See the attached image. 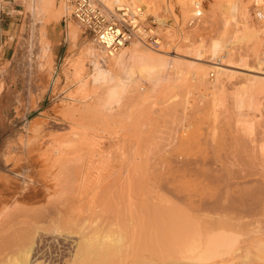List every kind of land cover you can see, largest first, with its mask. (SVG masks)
<instances>
[{
    "label": "rangeland",
    "instance_id": "rangeland-1",
    "mask_svg": "<svg viewBox=\"0 0 264 264\" xmlns=\"http://www.w3.org/2000/svg\"><path fill=\"white\" fill-rule=\"evenodd\" d=\"M180 1L181 0H147L146 2L151 5V6L149 5L150 6V8H148L149 11H144L142 9L143 11V18L141 19L142 28L145 29L146 31L152 30L153 39L156 40V42L144 40L146 47L149 48L151 52L158 51L155 53L157 54L160 53L159 56L163 55V57L166 56V59L171 60V63H168L163 68V70L161 69L160 73H161L162 80L156 84L150 83L148 81H141L139 79V76L135 74L133 76L135 80L130 85L127 92L124 94V97L121 99L120 104L115 105V107L113 108V110H115V111L112 110L114 113L111 112V114L107 116L102 114L100 117L99 115L102 112L99 113L98 115V114H93L91 110L95 106L94 103L99 97L101 89L99 87L93 86L92 83L89 82L87 75L90 73L89 71L90 67L86 63V59L84 56L85 55L84 49H86L85 47H87V45L92 43L91 42L92 38L90 37V35L84 32L81 27H78L79 25L71 17L70 14L67 16H61L57 21H54L48 24H43L42 26L46 33V41H48L49 46H50L49 55L48 54L46 55L45 53L43 55L41 52V47H40L41 45L39 44V41L37 40L38 35H37L36 30H38L39 24L35 22V25H34L33 23L34 18L32 17L33 15L31 11H29L27 7L26 0H0V224H2L4 219L9 217V214L10 215L13 214V213L11 214V212L15 213V215H12V217L16 216V213L19 210L18 209L19 207L20 209L23 208L24 210L27 209V211L29 210V212H31L32 210H35V211L45 210L47 207L54 205V203H52L54 201L51 202L50 199L55 200L56 197L57 198L59 197L58 199L60 200L62 199L61 197L67 198V200L63 199L66 202L68 201L66 205L64 204L66 203L64 201L63 204L65 206H67L68 204H71L72 207L76 208L75 206H77V203H78V206H79L78 208L80 209V212H82L84 209L82 213L85 215L89 214L90 212V211L89 212L87 211L88 210L87 208L89 206L92 207L91 211L92 210L93 211L90 213V215L93 213V217L92 219H91V216L89 215H87V217H89V220H92V221L93 219L94 220L97 219L95 221L96 223L94 221L92 222L93 226L96 227L97 230H99V228L101 230L102 228L107 226L109 223V220L113 221V218H117V219L120 218L126 221H130V222L132 221L135 223L138 222L139 220L145 217L146 212H147L146 210L147 207L146 206L142 207V206L137 205L136 199L131 198L129 194L134 191L133 190L134 187H132L131 184L129 186L128 185L129 182L127 184L128 186L124 183L126 181H130L131 179L130 177L133 175V173L136 172L134 169L136 167L135 166L136 163L134 164V162L138 160L136 156L140 154L138 156L139 158L143 152H145L146 153L145 155L148 156L149 149L151 150V148H153L152 149L153 151L157 149V147L155 146V144H153V142H156L154 141L155 140L154 138L157 136V135H154V133H157V132L159 133L161 131V130H157L158 126L160 127L162 126L164 130L166 129L168 131L167 132L165 130L166 133H170L171 135H173V133H175L176 131L177 134L175 133V135H173L175 137L177 136L176 138L179 137L178 135L184 134V133L180 134V132L181 130H184V128L188 124L189 125L191 124L192 127H196L198 125L197 127H199L201 131L200 132L201 138L203 140L208 139L209 138L208 136L212 135L213 132L219 134V136L225 135L226 136L225 138L238 136L239 138L242 139L244 135L245 137H243L242 141L244 140V138L245 140L247 139V141H244L246 144H248L247 147L253 148L252 150L254 154L257 152L256 151L258 150L257 145H259V142L260 143L262 142V138L264 137V132H263V129H264L263 128L264 127V85L261 82L260 86H262L263 88L262 87L259 88L258 86L260 84V80L264 79V72L263 70H259L257 68L258 59H256L257 57L254 55L255 54L254 49L252 48L253 44L251 45L252 39L250 38L251 39V43H250L249 42L250 39L249 40L247 39L249 37L246 38V36L249 35V32L245 30L246 32L243 35L242 33L241 35L239 33V37L241 36L239 39V43H236V40H234L232 41L234 43L231 42L233 45H229L230 49L231 47L233 48L231 50L229 49L230 53L233 51L231 53V56L234 55L232 58L230 56V58L232 59V60L230 59L231 60L230 62L232 65L229 62L228 64L221 62L223 60V57L220 62L224 64L222 65L220 63L222 66L220 64L218 65L222 68L225 67L224 69L227 70L226 71L227 73L228 72L229 74L232 73L231 74L232 77L229 78L230 80H226L224 77H221L222 78L221 81H218L216 79L217 76H216L215 71H213V69L210 68L208 71L209 74L207 76L208 82L210 85L207 84L209 86H205L206 89L204 88L205 84H202L200 81H198L199 79L197 78V76H195L194 69H191L190 66L191 65L192 66L193 65L195 66L208 65L209 61L213 62L214 59L210 60V56L208 55V53H204L207 51H204L202 53L204 55H201L199 56V58H197L196 55L188 51L189 50L188 48L190 47L188 43H192V45L203 43L207 47L209 41L212 39H217L219 37L220 38L227 37L228 39L229 38L228 36L231 35L232 30H233V24H234L233 20L234 19L236 23H238L237 25L240 28L242 26L241 22L243 20L244 21L242 22V24L246 23L245 19H243L242 14H241L242 7L245 5L249 9V11H251L250 13H251L252 19L249 23H253V24L260 23L258 22L260 20L257 17H255V13H257L258 11H263L262 10V7H264L263 3L261 4V1L259 2L260 4L258 3L260 6L259 8V6L252 5L255 2L253 0H201V6L199 8L202 11V14L196 21H194L191 24L190 21L195 19L194 18L195 15H190L192 12L186 13ZM251 1H252V4H251ZM47 13L48 12H46V14ZM51 15H55V14L50 10L49 16ZM229 22H232L233 24ZM228 23L230 24V26L226 27ZM68 24H71L72 26L76 27L78 30L79 34H78L77 39L74 42H72L68 36V33H67L68 32L67 29L69 27ZM225 28L226 29L228 28V31L230 33L227 30H225ZM224 31H226L227 33L226 32L224 33ZM244 39L246 41H244ZM247 40H248V43H247ZM225 41H226V38H225ZM237 42H238V39H237ZM133 44L134 43H132L131 45L130 43L128 45V48L129 49L132 48ZM260 49L264 51L261 47L259 48V50ZM239 55L240 56L243 55L242 57L246 58L247 63L245 62L246 63L245 65H242L238 61L237 58L239 57ZM253 55L255 56L254 58H253ZM152 56H156V55H152ZM236 60L238 62H236ZM79 61L83 63L82 66L77 65V62ZM232 62H235L234 63L235 66L233 65ZM78 66H79V73L75 74V68ZM187 66H189L188 68H190V70L187 68ZM80 77H83L84 81H86V84L83 87H79L78 79ZM251 78L252 79L255 78L256 81L253 80L255 83L258 81V84L256 83L257 86L255 83L251 84L253 82V81L250 82ZM176 92H177V95H179L178 96L179 99L182 98L183 100V98L186 99V95L188 96L187 97L188 100L186 99L188 101V104L186 105V108H184V113L186 110V114L184 116H183V112H182L183 110H181V107L179 108L177 106L179 105V103L175 106V108L177 107L176 109L177 111L171 110L172 111L171 112L170 110L166 111L167 108L166 110L163 109L165 108V106L166 107L174 106V103L172 104V102L175 96H176L175 99H177V95H175ZM178 92L183 95L185 94L184 97ZM239 92L242 93L243 96H245V99H244L245 106L242 108L241 114L237 115L236 114L237 110L234 107V100L236 98V95L240 94ZM248 95H250L249 98L252 95V97H254L252 99L253 100L255 99L254 102L256 101L258 102V104L260 101V105L258 106V111L257 109L255 111L250 110L249 107L247 106L248 102L251 101L250 99L248 100ZM161 105H163L164 107H162ZM89 106H91L92 108L91 107L89 108ZM145 107L148 109H145ZM189 108H190V111H189L190 113L188 112ZM162 109L164 110L163 114L165 113L167 114L168 112H170L171 115L173 114L176 115V113L178 114L179 112L180 116L178 115L177 116L178 118L176 117L177 118L176 123L174 122L176 118L174 119V121H172L174 117H172L171 119L170 116L169 118L171 121L169 120V118L167 119V121L169 120L168 122L164 121L166 119H162L161 117L163 115ZM90 111L92 112L94 117L90 113ZM159 111L161 112V115L159 114L160 113ZM141 112H144L143 114L147 113L148 117L147 116H144V117L146 119L149 118L148 121H152V123L153 122L156 123V124L153 123L154 124L153 126L151 122L150 123L148 122L150 124V128L153 126L152 129L154 128L155 130H157V131L152 130V129L150 130V128H148L147 126L148 131L149 130L152 131L150 132L152 134L149 137L145 136L149 134L144 133V132H147L146 131L147 129H143L146 125H149V124H146V125L144 124L143 126L142 121H144L145 119L142 120ZM88 113H89V116H88ZM115 113L116 115H114ZM137 113L140 115L139 120L140 121L142 120L141 126L143 128L139 127L140 125L137 124L138 122L135 123V121H137L136 117H139ZM166 114H165V117H166ZM152 115L154 116L156 115L157 118H155ZM159 115L161 118L159 117ZM132 117L133 119H135V121L132 119ZM180 117L182 119H180ZM193 118H195V120ZM179 119L181 120V123H182V124L180 123L179 124L182 126L184 125L185 127L184 128L179 127L180 129L181 128L183 129L181 130L178 129L180 131L177 132L176 128L178 127H175V125L176 124L178 125L177 121ZM106 121L107 122L110 121V122H108L107 124ZM240 121L241 123L242 121H245V122L255 121L253 122L254 130L252 128L246 129L244 122L241 125ZM170 122L171 123L174 122L175 124L171 125ZM145 123L147 122L145 121ZM157 123L159 125H157ZM183 123H186V124H183ZM71 125L74 128L71 127L72 130L70 131L69 128ZM130 125L133 127H131ZM127 126H130V127H127ZM169 127L170 129L168 130ZM174 127H175V131H174ZM128 128H131V129H128ZM127 129L129 130L128 132L129 135L126 132L128 131ZM185 129L187 130L186 132L190 131V128L189 129L185 128ZM141 130L144 133V136H145L144 138L146 142L144 141L143 138L140 137V136H143V134H141ZM84 131H85V134H84ZM139 131L141 135H138ZM153 131L155 132L153 133ZM78 133L80 135H78ZM132 133L138 137V140L140 139L143 145L139 143V145L137 146V142H140V141H138L137 137L133 135ZM164 133H163L165 137L164 141L169 143L168 141L169 136L168 134L166 135L168 137L167 138L168 140H167ZM73 134L75 135L73 136ZM86 135L87 137H85ZM152 135H154L155 137L153 138ZM249 136L253 140L252 142H250L251 140L250 138H249L250 140L248 139ZM150 137L153 138L154 140H152L153 142L151 141V143H147L149 141V140L147 141V138L151 139ZM164 137L162 138V140L164 139ZM90 138L93 139L92 140L93 142L90 140ZM159 138H156V139L158 140ZM71 141L76 143L75 146H77L76 147L77 150L75 149L74 143ZM116 141L118 142V144L120 142L121 143L119 145L117 144L116 146V144L114 143ZM67 142L68 143L71 142V144L74 147H72V145L68 144ZM99 142H102V143H99ZM159 143L162 145L163 141ZM159 143H157V145ZM167 143L163 144L165 146L162 145L163 147H166L165 150L163 148L164 151H166V149L170 150L169 147L173 148L175 146V143L173 144H170L171 142L169 144ZM95 144L97 145L96 147H95ZM145 144L146 146L147 145L149 147L151 146V148L148 147V150L146 148L145 149L146 151H143V149L145 148L144 146ZM160 144L158 147L162 148ZM254 144L256 148H254L253 146ZM115 146L116 148L117 147L118 148L116 149ZM139 146H141V148ZM142 147L144 148L142 149ZM197 147L199 150L200 147L199 146ZM58 148L60 149L59 152L61 151L62 152L56 156L54 150L55 149L57 150ZM138 148L140 149L139 151H143V152L141 153L139 152L137 154L136 152H138ZM193 148L195 149L196 147L194 146ZM69 149L70 150L75 149L78 152H76L75 150H73L72 152ZM79 149H81V151ZM90 149L91 150L93 149L94 151L93 150L90 151ZM105 150L106 152H104ZM110 150L111 151L114 150L113 151L114 153L111 152ZM69 151L70 153H68ZM99 151L101 152L100 154H99ZM107 151H109L107 154V157L109 156L110 152L112 153L110 155H112L113 157L114 156L113 154H115V157L114 158L110 157L111 159H108L109 157L106 158L105 154L107 153ZM64 152L66 155L64 154ZM74 152L79 154V156L81 155L82 157L85 155V157L83 158L81 157V160L78 161L79 164L77 163L78 164L77 166L83 165L81 167L83 170L80 169L79 171L78 170L76 171V169H74V171H76V174L78 173L76 175L74 174L73 170H68L64 166L61 165V167H64V170H61L62 173L60 174L58 172V168L61 169V167H59L58 165V162H60L59 160L60 159L65 160V158H69L70 156L77 157L78 155L75 154ZM91 152H93L94 154L93 153L90 154ZM121 152H123V156ZM95 153H98V154L96 155ZM258 153L260 154V152H257L254 157L255 165L259 163L257 167L260 166L261 168L262 167L264 168V162H263L264 158H262V156L259 155ZM89 154L92 156H88ZM124 154L125 155L127 154L126 155L127 158L125 159L124 157L126 156ZM128 154L129 155L131 154L129 156L130 158L128 157ZM132 155L134 156L133 158H136L137 160H133V158L131 159ZM100 156L104 158V161L106 159V161L110 160V162L108 161L105 163L104 161H102L103 158H101ZM147 156L142 155L141 158L147 157ZM47 157L51 158L52 160L56 162L54 163V168L50 167L51 160L47 159ZM54 157H57V159L59 160L57 161V159ZM88 157L89 159L93 158L92 159L93 161L91 162L88 159ZM121 157H123V159H121ZM172 157H173L172 166L176 163L174 167L179 164L177 162H180L182 160V159L180 160L179 158H183V156L180 154L178 155V153H176L177 161L174 160L175 158L174 156ZM96 158H98V160H96ZM128 158L131 161H133V163L130 161L131 164H129ZM115 159L119 162V164L120 163L123 164V160L127 159V161H124V164L123 165L120 164L121 165L120 166ZM139 160L141 161V159ZM142 160L144 161V158ZM95 161L96 163L99 162L100 166H103L104 164H107V163H108L107 165L111 163L112 165L110 166L105 165L101 167L103 168L102 170L100 166L98 167V163L96 164ZM113 161L115 164L113 163ZM125 162H128V164ZM55 164L57 165L55 166ZM61 164H62V161H61ZM90 164L94 165L93 169L91 168V166H89ZM124 165L127 167L124 168L125 167ZM130 165L132 168L134 167L133 169L135 172H132L133 171L132 168L129 167L128 171H125L122 174H120L122 176L121 177L119 173L121 171L127 170L128 166ZM180 165L181 164H179V166ZM106 166H107V169H109L108 172L111 175L106 172L107 171L105 170ZM49 167L51 169L48 171L47 169ZM94 167H96L97 169H100L99 171L101 172H99ZM118 167H119V170L117 171L119 172L117 173L116 169H118ZM112 168H114L115 170ZM111 170L114 171L113 174L115 173L114 175H116L115 178L113 177V179H116L118 184H120L118 186L119 189L118 187L117 189L118 190L123 189L121 187L125 186L127 187V191L123 189L122 192L121 190L116 192V190H114V188H116V185L118 184L117 182L115 184L114 180H112L113 174L112 172H110ZM129 170L131 171L130 173H132L131 176H128ZM96 171H98V173H100L101 175L103 174L102 177H104V179H106L108 175L111 176L110 177L111 180L108 181V185L106 184H107V180H109V176L107 177L106 180L102 178L101 181L102 180L103 181L101 182L99 181L100 178L97 177L99 175ZM126 172H127V175H125ZM49 173L54 174V175L55 174L60 175V176L57 175L58 179L59 177L61 178L57 180L59 182L56 183L55 180H51V181L47 180L46 182L43 181V175L45 176L47 174L49 176ZM82 173H83L84 178L85 176L86 178L88 177L87 174H89L90 178L84 179L82 177ZM71 176L72 177L81 176V177L80 179L78 178L79 180L75 178L74 179L75 182H74V180H70ZM118 176H120V178ZM96 177L99 178L98 181L96 180ZM116 177H118L119 180ZM123 177H126L125 178L126 180L125 179L122 180ZM128 177L129 179H127ZM80 180L84 181V183L81 182ZM87 180L90 182H88ZM95 181L99 182L101 186L99 187V183H96ZM104 181H106L105 183L106 186L105 185L102 186ZM93 182H95V184ZM120 182H123V183L121 184ZM76 183H78L79 185L78 184L76 185ZM113 183L115 184V187H112L114 186ZM82 184L83 185L85 184L84 189L81 187L83 186ZM96 186L98 189H96ZM107 187L108 189L110 188L114 190L116 194L113 193L112 190H108L109 192H107ZM129 187L133 189H129ZM99 189L101 193L99 192ZM82 190L86 192L84 193ZM103 190L104 191L106 190V191L104 192ZM93 192H96V193L98 192V193L93 194ZM119 192L121 193L119 194ZM104 193H106V195ZM74 194L76 197L74 196ZM100 194H102L101 195L102 198ZM109 194L111 195V197ZM93 195H94V198L96 197L95 200L92 199ZM116 195L119 198H117ZM121 195H125L126 197L125 196L121 197ZM103 197L104 198L106 197V201L108 205L105 204L106 201L103 200ZM123 197L125 199L127 198L126 200L124 199L125 201L123 200V203H125V205H123L124 208L120 207L122 203L121 202L122 199L120 198H123ZM88 199L94 200L92 202H95V203L92 204L90 203V201L88 202ZM117 199L120 200L119 204H118ZM133 199L135 200L133 201ZM60 200L59 202H63V200L62 201ZM69 200L73 202L69 203L70 202ZM100 202L101 204L99 205V207L102 205V202H104L105 208L103 207L104 206L103 204L102 206L103 211L105 212L104 209L107 208V212L109 213V215L111 213V216H109L108 213H106V215H108L109 217L107 216L105 217L103 216L105 214L104 212L103 214L102 211L100 213L97 211L98 214L100 215L102 214V215L99 216L96 212L95 214L98 216V218H96L97 216L94 215V212H95L94 210L97 209L100 211L101 208L98 209L97 207ZM50 203H52V205ZM56 204H58V202L55 203V205ZM111 204H118V205H111ZM109 205H111L110 208H109ZM114 206H116V208ZM112 207L115 208L114 211ZM11 208L13 209V211ZM16 209L18 210L16 211ZM73 211L77 215L78 213H80L79 210L77 211V213L75 210ZM116 211L120 214H117ZM113 212H115L116 215H114ZM37 214L38 213H36V217H37L36 218L35 215L32 213V215H34L33 218H35V220H33L32 217H29L31 215L26 214V218L27 217L28 218L24 219L26 220L25 222H27L28 220L29 225L31 223L30 221L32 220L34 221V223L35 221L37 223L40 220V219L38 220ZM23 216L20 215L18 219H16L17 222H20L21 221L20 219L21 217L23 218ZM99 217L100 218L102 217V218L99 219ZM110 217L112 218L110 219ZM29 219H32V220L29 221ZM17 222L15 225L16 227L15 229H17L16 230L17 235L18 233H20L19 236H21L22 234H27V229L29 230L28 226L26 228V231H24L25 230L24 228L22 232H19L18 229L22 227V224H24V222L23 223L20 222L22 223L21 226L19 225L20 227L17 226L19 224V223L17 224ZM38 224H43V222L41 223V220H40ZM46 224L44 223L43 226L39 225V227L41 226L42 228H49L50 225L48 223ZM32 226L30 225V230L31 228H34ZM69 226L68 224H66L65 228L68 229ZM252 227L253 225L239 228L237 232L239 234L241 233L240 239H242L243 241H246L249 238H251V236L253 237L254 235L252 232L253 230L251 229ZM51 228L52 227H50L48 230H50ZM19 230L21 231L22 229L20 228ZM48 230L46 232L44 229L43 232L45 233L43 232L41 233L43 235L45 234V236L46 235L50 236L51 234L52 236L55 235L51 230L49 232ZM40 231H42V229H40ZM73 234L75 235V237L79 236L77 233H73ZM5 253L7 254V258L11 256L12 254L11 252H9L8 254V251H5ZM230 259L231 258L228 259L227 257H225L224 260H222L223 261L222 263H228Z\"/></svg>",
    "mask_w": 264,
    "mask_h": 264
},
{
    "label": "bare ground",
    "instance_id": "bare-ground-1",
    "mask_svg": "<svg viewBox=\"0 0 264 264\" xmlns=\"http://www.w3.org/2000/svg\"><path fill=\"white\" fill-rule=\"evenodd\" d=\"M146 1L147 0H104L105 4L108 5L109 7H112L114 5L125 6L129 11H131L132 14H138L140 20L143 18L142 9L144 11H149L148 8H150V6H151ZM253 1L256 2V3L254 2L252 4V1H251V4L253 6L254 5L259 6L260 1H261V4L263 3V5H264V0H253ZM26 2H27V7H28L29 11H31V13L33 15L32 17L34 18V22H33L34 25H35V22L39 24L38 30H36V29H34V30L37 31V35H38L37 40L39 41V44L41 45L40 46L41 52L43 55H44V53L46 55L47 54L49 55L50 46H49L48 41H46V33H45V30L43 29L42 26H43V24H48V23L57 21L61 16H67L69 14L71 15L72 7L69 3V0H26ZM180 3H181V5H182V7L186 13L192 12L190 15H195L196 11L198 10L197 8H199L201 6V0H181ZM259 8H260V6H259ZM50 10L55 15L49 16ZM262 10L263 11H258L257 13H255V17H257L260 20V21H258L260 23H258V24L254 23L253 24V23H249L252 19V16L250 13L251 11H249V9L247 8L246 5L243 6L241 14H242L243 19H245L246 23L242 24V22L244 21L243 20L241 22L242 26L240 28L237 25L238 23H236L235 19L233 20L234 24L232 22H229V23L233 24V30H232L231 35L229 34L230 36H228L229 37L228 39H227V37L224 36L225 35L224 33L226 32V31H224L223 36L226 38V41H225V38H220V37H219L220 39L219 38L212 39L209 41L207 47L203 43H198L197 45H192V43H188L190 46L188 48L189 49L188 51L192 52L194 55H196L197 58H199V56H201V55H204V54H202L204 51H207L204 53H208V55L210 56V60L214 59L213 62L209 61V64L204 65V66L203 65H201V66H195V65L192 66L191 65L190 66L188 64L191 69H194V74L199 79V80L198 79H196V80L200 81L202 84H205L204 85L205 89H206L205 86L210 85L208 82V78H207V76L209 74L208 71L210 68L213 69V71H215L216 76H217L216 79L218 81H221V79H222L221 77H224L226 80H230L229 78L232 77V75H231L232 73L231 74H229V72L227 73L226 72L227 70L224 69L225 67L222 68L218 65L221 62H224L226 64H228V62H229L231 64L230 61L232 60L231 58L234 55L231 56V53L233 51L230 53V50L233 48L231 47V49H230L229 45H233L232 43H234V42H232V41H234V40H236V43H239V39L241 37V36L239 37V33H240V35H241V33L243 35L246 32L245 30H247L249 32V35H247L246 38L249 37V38H247L248 40L250 38L252 39V43H251V39L249 40V42L251 43V45L253 44L252 48L254 49V53H255L254 55L257 57L256 59H258L257 60L258 62L256 61L258 64L257 68L259 70H263V72H264V51H262L261 49L259 50L260 47L264 50V7H262ZM46 12H48V13L46 14ZM193 17H191V18H193ZM195 20L196 19L191 20L190 21L191 24ZM160 22H162V21H160ZM76 23L78 24L77 21H76ZM229 23L226 27L230 26ZM68 26H69L67 29L68 30V32H67L68 36H69L70 40L72 42H74L78 37V34H79L78 30L76 27L72 26L71 24H68ZM78 27H80V25ZM225 30L228 31V28L227 29L225 28ZM151 32H153V31L151 30ZM221 39L224 41H222ZM237 39H238V42H237ZM245 39H244V41H246ZM248 40H247V43H248ZM91 42L92 43L87 45V47H85L86 49H84V51H85L84 56L86 59V63L90 67V70H89L90 73L87 76H88L89 82L92 83L93 86L99 87L101 89V92L99 94V97L97 98V100L94 103L95 106L93 108L91 106H89V108L90 107L92 108L91 111L93 112V114L99 115V113L102 112L99 115L100 117L102 114L107 116V115H110L111 112L115 111V110H113V108L115 107V105L120 104L121 99L124 97V94L127 92L130 85L135 80L133 77L135 74H137L139 76V79L141 81H148L150 83L156 84L162 80L161 73H160L161 69L163 70V68L168 63H171V60L166 59L165 55H164L165 57H163V55L159 56L160 53H158V54L155 53L158 51H155V52L152 51L151 52L149 50V48L146 47L145 42L141 41V40L140 41L139 40L131 41L130 42L131 45H132V43H134V44H133V47L130 49L128 48V45L130 44L129 43L127 45L121 46L118 50L112 51V52H108L102 46L95 43L93 40ZM253 46H255V47H253ZM152 55H156V56H152ZM254 55H253V58L255 57ZM230 56H231V58H230ZM242 56L239 55V57L237 59L242 65H245L247 63L246 62L247 60H246V58H244ZM222 57H223V60H222ZM238 61L236 60V62H238ZM232 63L234 65L235 62H232ZM77 65L82 66L83 63L81 61H79V62H77ZM79 66L76 67L77 69L75 68V74L79 73ZM185 66H186V64H185ZM189 66H187V68ZM190 68H188V69L190 70ZM191 71H193V70H191ZM253 80L256 81L255 78L254 79L251 78L250 82ZM254 81L251 84L255 83ZM78 82H79V87H83L86 84V81H84L83 77H80L78 79ZM261 82L264 85V79L260 80V84L258 85L259 88L262 87V86H260ZM256 83L258 84V81ZM198 84H200V83H198ZM207 84H209V85H207ZM257 84H256V86H257ZM252 90H254V89H252ZM257 92H259V91H257ZM179 94H181V93H179ZM175 95H177V92ZM181 95L184 97L185 94L184 95L181 94ZM178 96L179 95H177L178 100L175 99L176 96L173 99V102H172V104L174 103L173 107L170 106L171 107L170 108V107L165 106V108H163V109L166 110V108H167L166 111H168V110L177 111L176 110L177 107L175 108V106L179 103V105H177V106L179 108L181 107V110H183L182 112H183V116H184L186 114V110L184 113V108H186V105L188 104V101H187L188 96L186 95L187 100L185 98H183V100H182V98L179 99ZM249 96L250 95H248V100L250 99L251 101L248 102L247 106L249 107L250 110L255 111L257 109V111H258V106L260 105V101L258 104V102H256V101L254 102L255 99L254 100L252 99V98H254V97H252V95L250 98H249ZM244 99H245V96H243L242 93L236 95V98L234 100V107L237 110V113H236L237 115L241 114V110L245 106ZM175 100H177V101H175ZM168 103H166V104H168ZM180 104H181V106H180ZM161 106L164 107L163 105H161ZM161 106H160V108H161ZM147 107H149V106H147ZM145 109H148V108L145 107ZM149 110H151V109H149ZM149 110H147V111H149ZM157 110H159V109H157ZM164 110H163V112L160 110L162 112V114L164 113ZM91 111H90V113L92 114ZM189 111H190V108H189L188 112ZM161 112L159 113L160 115H161ZM141 113H142V120L145 119L144 121L141 120L143 122V126H144V124L146 125V124H149L150 122L152 123V121H148L149 118L146 119L144 117V116H147V113H145L146 115L143 114L144 112H141ZM117 114H118V112H117ZM165 114H163L161 117H162V119H166V120H164L166 122H168L170 120V118L172 119V117H174L172 120V121H174V119L178 115L180 116L179 112H178V114L176 113V115H174V114L171 115V113L168 112L166 114L167 118L165 117ZM168 114H170V115H168ZM114 115H116V113ZM160 115H159V117H160ZM88 116H89V113H88ZM152 116H154V115H152ZM169 116H170V118H169ZM93 117H94V115H93ZM154 117L157 118L156 115ZM154 117H153V119H154ZM136 118H137V121H135V119H133V117H132V119L135 121V123L138 122L137 124L140 125L139 127L143 128L141 126L142 122L139 120L140 115H139V117H136ZM168 118H169V120L167 121ZM177 118L174 121L175 123H176ZM180 119H182V118L180 117ZM193 119L195 120V118H193ZM179 120L177 121L178 125L182 124L181 120H180V122H179ZM252 120H253V118H252ZM145 121L147 123H145ZM183 121H184V119H183ZM108 122H110V121H108ZM108 122H107V124H108ZM111 122H112V120H111ZM162 122H163V120H162ZM174 122L173 123L170 122L171 125L175 124ZM243 122H244V125L246 126V129L252 128L254 130L253 122H255V121H253V122L242 121V123L240 121L241 125L243 124ZM158 123H157V125H159ZM154 124H156V123H154ZM154 124H153V126H154ZM183 124H186V123H183ZM176 125H175V127H178V128H176L177 132H179L181 129H183L185 127L184 125L183 126L182 125L176 126ZM130 126H127V127H130ZM135 126H136V124H135ZM147 126H148V128H150V124H149V125H146L145 126L146 128L144 127L143 129H147ZM197 126L192 127L191 124L190 125L188 124L185 128H188V129L190 128V131L186 132L187 130L184 128V130H181V132H180V134L181 133H184V134L178 135L179 136L178 138H176L177 136L176 137L173 136L176 133L175 127H174L175 133H173V135H171L170 133H166L167 130L165 129L166 130L165 131L162 126L161 127L156 126L158 128L157 130L162 131V132L161 131L159 132L160 134L158 132L154 133L157 130H155L154 128L152 129V127H151L150 130L151 129L155 130V131H153V133H154V135H157V136L155 137L154 135H152L153 138L155 137L154 138L155 140L151 137H150L151 139L147 138V141L149 140L147 143H151L152 140L156 141V142H153V141L152 142H153V144H155L157 149H155V151H153L152 150L153 148H151V146L149 147L148 145L146 146V144H145L144 145L145 148L142 147V149L144 148L143 151H146L145 150L146 148L148 150V147L151 148V150L150 149L148 150L149 152L147 151L149 153L148 156L145 155L146 154L145 152L139 151L140 150L139 148H138V152H136L137 154L139 152L140 153L143 152L142 155L147 156V157H143L144 161L142 160L143 158H141L142 155L138 158V156L140 154H138L137 156L135 155V156L138 160L141 159L142 162L140 160H139L140 161L139 162L136 158H133L134 157L133 155L131 157V159L133 158V160H137L134 162V164L136 163V165H135L136 167L135 168L133 167L136 172L131 167V165L128 166L127 170H124V171L120 170L121 172L119 173V175L125 171H128L129 167L132 168V170H133L132 172H135V173H133V175H132L133 177H132L131 176L132 173H130L131 172L130 171L131 168H130V170L128 172L130 175L128 174V176H131L130 177L131 179H130V181H126V182L124 181L125 182L124 184L127 185L129 182L128 185L130 186V184H131L132 187H134V189L129 187V189L134 190L133 192H131L129 194H130L131 198L136 199L137 205L142 206V207H144V206L147 207V209L145 208L147 210V212H146V215L144 218H142L141 220L138 219L139 221L136 223L132 222V221L131 222L126 221V220H123L120 218H118V219L113 218V221L109 220V223L107 226H105L101 230H100V228H99V230H97L96 227H94L93 223H92L93 221L95 222L97 219L96 220L93 219V221H92V220H89V217H87V215H89V216H91V219H92L93 213L90 215V213L93 211V210L91 211L92 207H90V206L88 208L85 207L88 209V210L86 209L88 212L90 211L89 214H87L88 213L87 212L86 213L87 215H85L82 213L84 211V209H83V211L81 210L82 212H80V209L78 208L79 207L78 203H77V206H75L76 208L72 207L71 204H68L71 207L68 205L65 206L68 203V201L66 202L63 199L67 200V198L61 197L62 199L60 200V199H58L59 197L58 198L56 197L55 200L58 199V200H56L58 202V204H56V205H55V203H57V202L55 200L50 199L51 202L54 201L52 203H54L55 206L53 205V206L47 207L45 210H40V211L39 210L38 211L32 210L31 212H29V210L27 211V209H25L26 210L25 211L23 208L20 209V207H19L18 208L19 210L16 209V211L18 210L16 213V216L12 217V215H15V213L11 212V214L13 213L12 215L9 214V217H7V218L5 217L6 219H4L3 222L1 221L2 224H0V226H1V228H0V264H264V168L263 167L261 168L260 166L257 167V165H259V163L257 165H255V162H254L255 161L254 157H255V154L257 152H260V154L259 153L258 154L261 155L262 158H264V137L263 138L261 137L262 138L261 143L258 141L259 142V145H257L258 150H256L257 152L255 151L256 153L254 154V152L252 150L253 148L247 147L248 144H246L244 142V141H247V139L245 140V138H244V140L242 141L243 137H245L244 135H243L242 139L239 138L238 136L225 138L226 136L224 134H223L224 136H222L221 134H220L221 136H219V134L213 132L212 135L208 136L209 137L208 139L203 140L201 138V133H200L201 131H200L199 127H197ZM71 127L74 128L71 125L69 128L70 131L72 130ZM131 127H133V126H131ZM179 127H183V128L180 129ZM128 129H131V128H128ZM169 129H170V127L168 128V130ZM178 129H180V130H178ZM80 130H82V129H80ZM150 130L148 131V129H147L146 130L147 132H144L145 134H149V135H145V136H147V137L151 136L152 133H150V132H152V131H150ZM163 130L165 133L163 132ZM171 130H172V128H171ZM247 131H249V130H247ZM73 132H71V133H73ZM126 132L129 135V133H128L129 130ZM263 132H264V129H263ZM144 133L141 130V134H143V136H140V137L143 138L145 141ZM163 133L165 134V136L168 134L169 138L166 136V139L167 138L169 139V140L168 139L167 140L169 141V143L171 142L170 144L175 143V146L173 148L169 147L170 150L166 149V151H164L166 147H163V146H165L163 144H165L167 142L164 141L165 137H164ZM76 134H77V132H76ZM84 134H85V131H84ZM141 134L139 131L138 135H141ZM74 135L75 134H73V136ZM78 135H80V134L78 133ZM133 135H135V134H133ZM158 135H160L161 137L163 135L164 139L162 140L163 137L161 138ZM69 136H70V134H69ZM85 137H87V135ZM125 137H127V136H125ZM76 138H77V136H76ZM91 138H90V140L92 141L93 139H91ZM156 138H159V139L157 140ZM170 138H171V140H170ZM249 138H250V136L248 137V139ZM84 139H86V138H84ZM120 139H121V137H120ZM72 140H74V139H72ZM115 140H117V139H115ZM137 140H138V137H137ZM138 141H140V139ZM157 141H159V142L163 141V143H162L163 146ZM252 141L253 140L251 139L250 142H252ZM71 142H73V141H71ZM71 142L70 143L67 142V143L72 145ZM116 142H114V143L117 146L118 142L117 143ZM73 143L75 146L76 143L75 142H73ZM99 143H102V142H99ZM139 143H141V145H143L142 142L140 141V142H137V146L139 145ZM157 143H159L162 146V148L158 147L159 144L157 145ZM169 143H167V144H169ZM109 145H111V144H109ZM74 146L72 145V147H74ZM96 146L97 145L95 144V147ZM116 146H115V148H116ZM194 146L196 147L195 148L196 151L193 148ZM197 146L200 147L199 150H198ZM253 146H254V148H256L255 144ZM76 147L77 146H75V149H76ZM139 147L141 148V146H139ZM163 148H164V150H163ZM75 149H73V150H75ZM128 149H130V148H128ZM59 150H60L59 148L57 150L56 149L54 150L56 156L62 152V151L59 152ZM73 150H70V151L73 152ZM79 150L81 151V149H79ZM92 150L90 149V151H92ZM70 151L68 153H70ZM113 151H111V152H113ZM76 152H78V151H76ZM104 152H106V150ZM108 152L109 151H107L106 154L104 153L106 158L109 157L108 159H111V158L115 157V154H113L114 155L113 157H112V155H110V154H112L111 152L109 153V156L107 157ZM130 152H131V150H130ZM92 153L93 152H91L90 154H92ZM100 153L101 152L99 151V154ZM121 153L123 156V152H121ZM176 153H178V155L179 154L182 155L184 159L179 158L180 160L181 159L183 160V161L181 160L182 162L181 161L177 162L181 165L179 166V164H178L177 166L174 167V165L176 163L175 164L173 163L174 165L172 166V162H173L172 156H174L175 157L174 160H176ZM64 154H65V152H64ZM75 154H77V153H75ZM90 154L88 156H92ZM95 154L97 155L98 153H95ZM253 154H254V156H253ZM47 155H48V153H47ZM77 155H78L77 157L70 156L71 158L70 157L65 158V160L64 159L59 160V159H57V157H54V158H56L57 161L58 160L60 161V162H58L59 167H61V165H62L68 170H73L74 174H76V171L77 170L79 171L80 169H82L81 167L83 166V165L77 166L79 164L78 161H80L81 157H82L81 155L79 156V154H77ZM130 155L128 154V157ZM49 157H47V159L51 160L50 167L54 168V163H56V162ZM83 157H85V155ZM171 157H172V159H171ZM90 158H92V157H90ZM98 158H96V160H98ZM101 158H103V157H101ZM101 158H100V160H101ZM125 158H127V156L124 157V159ZM129 158H128L129 164H131L130 163L131 160ZM88 159H89V157H88ZM92 159H89V160L92 162L93 161ZM121 159H123V157H121ZM179 159H178V161H179ZM61 161H62V164H61ZM102 161H104V158ZM108 161L110 162V160H108ZM108 161H106V159H105L104 162L106 163ZM124 161H127V159L123 160V164H124ZM131 162L133 163V161H131ZM137 162H139V163H137ZM95 163H96V161H95ZM97 163H98V167H99L100 166L99 162H97ZM113 163H114V161H113ZM125 163L128 164V162H125ZM93 164H94V162H93ZM107 164H104L103 166H105ZM118 164H119V162H118ZM120 164H122V163H120ZM127 164H125V165H127ZM56 165L57 164H55V166ZM110 165H112V163L107 165V166H110ZM89 166H91V168L93 169L94 165L90 164ZM103 166H100V168ZM107 166H106L105 170H107L106 172L108 174H110L108 172L109 169H107ZM50 167L47 169L48 171L51 169ZM64 167H61V169L58 168V172L60 174L62 173L61 170H64ZM126 167L127 166H125L124 168H126ZM77 168H79V169H77ZM88 168H90V167H88ZM94 168H96V167H94ZM114 168H115V166H114ZM114 168H112V169H114ZM59 169L61 172L59 171ZM74 169H76V171H74ZM84 169H86V168H84ZM101 169L103 170V168H101ZM97 170L99 171L100 169H97ZM117 170H119V167H118V169H116V171ZM98 171H96V172L98 173ZM99 172H101V171H99ZM110 172H112V174H113L114 171L111 170ZM118 172L119 171H117V173ZM51 173H49V176L47 174L45 176L43 175V181L46 182L47 180H50V181L55 180L56 183L59 182L57 180H59L61 178L59 177V179H58L57 177L60 175H58V174L54 175ZM74 174H72V175H74ZM114 174L112 175V180H114V182L116 184L117 180L113 179V177L115 178V176H116ZM98 175L99 176H97V177H99L100 180H99V178L96 177L97 181L98 180L101 181L102 178L104 179V177H102L103 174L101 175L100 173H98ZM125 175H127V172ZM87 176L88 177L86 178V176H85V178L89 179L90 178L89 174H87ZM120 176H118V177L120 178ZM80 177L79 176L78 177H76V176L72 177L71 176L72 179L70 178V180H74L75 178L80 179ZM82 177L84 178L83 173H82ZM107 177H106V179H107ZM110 177L111 176H109V180H107L106 185H108V181L111 180ZM118 177H116V178L118 179ZM126 177H123L122 180L125 179ZM106 179H104V180H106ZM127 179H129V177ZM92 180H94V179H92ZM80 181L84 183V181H82V180H80ZM74 182H75V180H74ZM88 182H90V181H88ZM95 182H93V183L95 184ZM56 183H54V184H56ZM78 183H80V182H78ZM78 183H76V185ZM85 183H87V182H85ZM96 183H99V182H96ZM105 183H106V181L103 182L102 186L105 185ZM110 183H109V185H110ZM120 183L122 184L123 182H120ZM87 184H89V183H87ZM115 184L112 187H115ZM117 184H118V182H117ZM84 185L81 186L83 189H84ZM119 185L120 184L116 185V188H114V190H116V192L120 191V190L122 192L123 189L125 191H127V187H125L123 185H121V186H123V187H121L123 189L118 190ZM66 186H68V185H66ZM97 186H96V189H98ZM100 186L101 185L99 183V187ZM54 187H56V186H54ZM117 187H118V189H117ZM64 189H66V188H64ZM67 189H68V187H67ZM101 189H102V187H101ZM108 190H112V189H110V188L108 189V187H107V192H109ZM114 190H112L113 193H115ZM99 192H100V189H99ZM121 192H119V194ZM94 193L97 194L98 192L97 193L93 192V194ZM104 194L106 195V193H104ZM104 194H103V196H104ZM101 195L102 194H100V196ZM111 195H112V193H111ZM111 195H110V197H111ZM117 195H118V193H117ZM117 195H116V197H117ZM72 196H73V194H72ZM74 196H75V194H74ZM95 196H97V195H95ZM122 196H125V195H121V197ZM92 197H93L92 199L95 200L96 197L94 198V195ZM101 198H102V196H101ZM107 198H109V197H107ZM117 198H119V197H117ZM127 198H128V196H127ZM92 199L91 200L88 199V202L90 201V203L93 204L95 202H92V201H94ZM120 199H122L121 202L123 203V200L125 198L123 197ZM135 199H133V201ZM59 200L60 201L63 200V202H59ZM103 200L106 201V197L105 198L103 197ZM64 201L66 203H64ZM69 201H70L69 203L73 202L71 200H69ZM119 201L120 200H118V204L120 203ZM114 202H112V203H114ZM52 203H50V204L52 205ZM74 203H76V202H74ZM122 203H121L120 207L124 208L123 205H125V203H123V204ZM89 204H87V205H89ZM100 204H101V202L98 204L97 207H98V209L101 208L102 210L100 209V211H99L95 207V209H96V210H94L95 216H97L95 214L97 211L99 213L102 211V213H103L104 212L103 207L105 208V204L108 205L107 201L105 204H104V202H102V205L99 207ZM103 204H104V206H103ZM118 204H111V205H118ZM72 205H74V204H72ZM111 205H109V208ZM106 207H108V206H106ZM114 207L116 208V206H114ZM114 207H112L113 211L115 209ZM89 208H90V210H89ZM73 210H75L76 213L79 210L80 213H78V215H77V214H75V212ZM86 210H85V212H86ZM104 210H105V212H104L105 214L103 213L104 214L103 216H105V217L111 216V213L109 215V213L107 212V208ZM12 211H13V209H12ZM98 212H97V214H98ZM32 213L35 215V217H36V213H38L37 214L38 220L40 219L41 223L43 222V224H38L40 222V220L37 223H36V221L34 223L33 220H35V218H33L34 215H32ZM106 213H108L109 216L106 215ZM113 213H114V215H116L115 212H113ZM26 214L31 215L29 217L33 218V220L29 219V221L32 220V221H30L31 223L29 222L30 225L31 226L33 225L32 227H34V228H31V230H30V225L28 224V220H27V222H25L26 220H24V219L28 218V217L26 218ZM80 214H81V216H80ZM117 214H120V213L117 212ZM20 215L21 216L25 215V216H23V218L21 217V219H20L21 220L20 222H22V223L24 222V224L17 222V220H16V219H18V217ZM98 215L101 216L102 214L101 215L98 214ZM96 218H98V216ZM101 218L99 217V219H101ZM111 218L112 217H110V219ZM78 221L80 222V224ZM16 222H17V224L19 223L17 226H19V225L21 226V224H22V227L19 226L22 229L21 231L19 230L20 228L18 227L19 232H22L24 230V228H25L24 231H26V228L28 226L29 230L27 229V234H22L21 236H19L20 233H18V235H17V232H16L17 229H15L16 228L15 227ZM32 222H33V224H32ZM44 223L45 224L48 223L50 225V227H52L50 230L55 234L54 236H52V234L50 236H47V235L45 236V234L43 235L41 233V232H43L44 229L47 232V230L50 228V227L49 228H42L41 226L39 227V225L43 226ZM34 224H35V226H34ZM66 224H68V226H69V224H70V226L71 225L72 226L71 227L69 226L68 229H66L65 228ZM25 225H26V227H25ZM250 225H253V227L251 229L253 230L252 232H253L254 236L253 237L251 236V238H249L248 240L243 241L242 239H240L241 233L239 234L237 231L239 228L250 226ZM46 226H47V224H46ZM71 228H72V230H71ZM40 229H42V231H40ZM50 230H48V232ZM43 233H45V232H43ZM73 233H77L79 236L75 237V235ZM73 237H75V238H73ZM5 251H8V254H9V252H11L12 253V254L10 253L11 256H9L7 258V254L5 253ZM225 257H227L228 259L231 258L230 261H228V263H222L223 262L222 260H224Z\"/></svg>",
    "mask_w": 264,
    "mask_h": 264
},
{
    "label": "built area",
    "instance_id": "built-area-1",
    "mask_svg": "<svg viewBox=\"0 0 264 264\" xmlns=\"http://www.w3.org/2000/svg\"><path fill=\"white\" fill-rule=\"evenodd\" d=\"M71 16L92 40L108 52L116 51L133 40L154 41L151 30L142 28L138 14L125 6L109 7L104 0H69ZM196 11L197 20L202 11ZM195 20V21H196Z\"/></svg>",
    "mask_w": 264,
    "mask_h": 264
}]
</instances>
